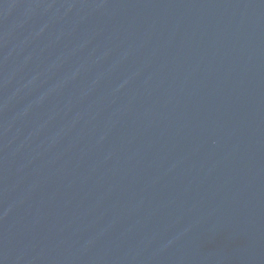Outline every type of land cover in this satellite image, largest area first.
Returning <instances> with one entry per match:
<instances>
[{
  "label": "water",
  "instance_id": "obj_1",
  "mask_svg": "<svg viewBox=\"0 0 264 264\" xmlns=\"http://www.w3.org/2000/svg\"><path fill=\"white\" fill-rule=\"evenodd\" d=\"M0 264H264V0H0Z\"/></svg>",
  "mask_w": 264,
  "mask_h": 264
}]
</instances>
